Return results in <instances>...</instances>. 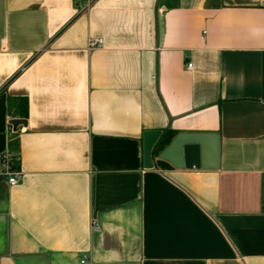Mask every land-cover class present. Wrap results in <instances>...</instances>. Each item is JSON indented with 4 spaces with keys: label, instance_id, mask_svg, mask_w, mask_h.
<instances>
[{
    "label": "crops",
    "instance_id": "0c3cea01",
    "mask_svg": "<svg viewBox=\"0 0 264 264\" xmlns=\"http://www.w3.org/2000/svg\"><path fill=\"white\" fill-rule=\"evenodd\" d=\"M4 151L0 264H264V0H0Z\"/></svg>",
    "mask_w": 264,
    "mask_h": 264
},
{
    "label": "water",
    "instance_id": "95a60500",
    "mask_svg": "<svg viewBox=\"0 0 264 264\" xmlns=\"http://www.w3.org/2000/svg\"><path fill=\"white\" fill-rule=\"evenodd\" d=\"M9 124L13 129L18 125L26 126V120L20 118L10 119ZM160 131H146L142 136V153L143 166L150 169L154 166L152 150L159 137ZM186 144H199L206 148L209 164L207 168H215L217 165L218 145L216 134H201V133H180L177 134L170 144L165 147L159 154L160 160L166 161L173 167L180 168L182 166L181 157L178 152L179 148Z\"/></svg>",
    "mask_w": 264,
    "mask_h": 264
},
{
    "label": "built area",
    "instance_id": "2783aa9c",
    "mask_svg": "<svg viewBox=\"0 0 264 264\" xmlns=\"http://www.w3.org/2000/svg\"><path fill=\"white\" fill-rule=\"evenodd\" d=\"M89 6V2H87L84 6V8H87ZM102 39L98 38H89L87 40V49H95L102 47ZM192 64L187 63L186 67L191 68ZM12 126L9 124L10 129V135H16L17 133V127L16 129H11ZM18 154L10 151H4L0 155V163H1V171H0V177L5 176L7 178V183L11 186L16 185L18 181L22 177V173L20 169L17 168L18 163ZM91 228L93 230L97 229V225L95 222H92ZM81 264H87L85 260L80 261Z\"/></svg>",
    "mask_w": 264,
    "mask_h": 264
},
{
    "label": "trees",
    "instance_id": "16d2710c",
    "mask_svg": "<svg viewBox=\"0 0 264 264\" xmlns=\"http://www.w3.org/2000/svg\"><path fill=\"white\" fill-rule=\"evenodd\" d=\"M19 107H21V109L23 110V115H25V111H26L25 100H22V102H20ZM176 134L177 133L175 131L170 129H165L162 131L161 136L159 137L158 141L156 142L152 150L154 167L158 169L171 168V165L168 162L160 160L158 158V154L170 144V142L176 136Z\"/></svg>",
    "mask_w": 264,
    "mask_h": 264
}]
</instances>
